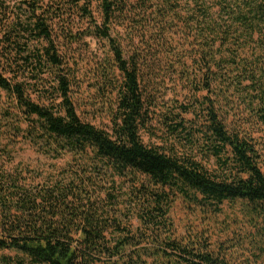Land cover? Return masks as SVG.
Instances as JSON below:
<instances>
[{
	"label": "trees",
	"instance_id": "16d2710c",
	"mask_svg": "<svg viewBox=\"0 0 264 264\" xmlns=\"http://www.w3.org/2000/svg\"><path fill=\"white\" fill-rule=\"evenodd\" d=\"M0 264H264V0H0Z\"/></svg>",
	"mask_w": 264,
	"mask_h": 264
},
{
	"label": "rangeland",
	"instance_id": "374dc122",
	"mask_svg": "<svg viewBox=\"0 0 264 264\" xmlns=\"http://www.w3.org/2000/svg\"><path fill=\"white\" fill-rule=\"evenodd\" d=\"M83 108H85L84 105L80 108V111H82L81 114L85 116L86 113L83 112ZM104 122L106 121H103L100 118L96 119L98 125H103L105 124ZM173 217L176 221L178 233L180 235H183L186 229L191 226L199 228V225L207 226L210 224L211 227L214 226L218 230L221 228L222 224L225 225L227 223L238 222L239 224H236V227L233 226L235 224H232V226L234 229L239 230V228L245 223L242 221L243 213L241 212L240 202L225 203L222 206V211L217 215H208L205 219L200 220L198 212H192V209L187 208L181 201H178L175 206Z\"/></svg>",
	"mask_w": 264,
	"mask_h": 264
}]
</instances>
